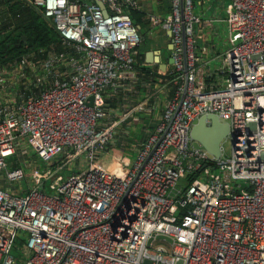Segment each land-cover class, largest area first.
Returning <instances> with one entry per match:
<instances>
[{
  "label": "built area",
  "instance_id": "2783aa9c",
  "mask_svg": "<svg viewBox=\"0 0 264 264\" xmlns=\"http://www.w3.org/2000/svg\"><path fill=\"white\" fill-rule=\"evenodd\" d=\"M22 1L67 53L0 67V264H264V0H205L223 17L204 20L194 0L145 13L170 33L175 90L137 140L120 132L146 99L129 106L145 86L134 68L141 37L124 10L139 11L136 2ZM221 25L224 47L200 63L196 39ZM209 114L230 129L218 159L190 139ZM14 157L22 167L11 168ZM159 235L172 242L147 244Z\"/></svg>",
  "mask_w": 264,
  "mask_h": 264
},
{
  "label": "trees",
  "instance_id": "16d2710c",
  "mask_svg": "<svg viewBox=\"0 0 264 264\" xmlns=\"http://www.w3.org/2000/svg\"><path fill=\"white\" fill-rule=\"evenodd\" d=\"M193 2L194 12L196 16L201 18V20L206 18H214V16L208 17L206 15L205 11L207 9L205 6L208 5V3L205 2V0H194ZM124 10L131 17L133 24L136 26L140 34V29H142L144 26L143 20L147 21L146 14L138 12L137 10L131 9L129 7L125 8ZM169 12L170 10L167 12V14H169ZM199 27L200 25H198L195 30L197 31ZM222 27L224 26H220L217 34H220ZM23 37L26 38L25 43L21 41ZM217 37L218 35H215V45H213V48L216 47V45H218V47H223L218 44V41L216 40ZM199 40L202 39H196L195 50L203 46ZM50 50L51 52L54 51L56 53H67L58 34L43 18L41 10L30 7L22 0H0V67L13 66L22 57H26L31 53L37 54L39 58H44L48 55ZM142 60V53L138 52L136 55H134V68L140 72L141 85H144L145 83L149 86L151 84L150 78L153 79V74H155L156 78L168 83L167 89H169V91L167 99L171 98L175 90L172 83L170 84L172 81V75L170 73L171 70H168L164 73H158L157 71L153 70L151 71L142 66ZM137 89L140 92L143 90V87L138 86ZM106 102L111 107H116L119 104L118 99H107ZM128 128L129 127H125L122 129L125 131V133H129L128 136L137 140L140 137V133L131 134ZM16 161L17 158L14 157L12 164L10 165L11 168H17L19 166L22 167V164L19 162L16 163ZM27 171L28 170L26 169V172ZM195 177L196 174L187 175L183 180L180 181V187L187 188ZM23 242L24 236L19 235L18 239L15 241L13 254L19 255V249L21 248Z\"/></svg>",
  "mask_w": 264,
  "mask_h": 264
},
{
  "label": "crops",
  "instance_id": "0c3cea01",
  "mask_svg": "<svg viewBox=\"0 0 264 264\" xmlns=\"http://www.w3.org/2000/svg\"><path fill=\"white\" fill-rule=\"evenodd\" d=\"M138 5L139 11L143 14H151L156 16H169L167 12L170 10V0H134ZM167 14V15H165ZM144 26L140 29L141 44L137 48V53L143 54L142 66L146 69L164 73L172 69L169 64L170 60V33L159 27L151 28L148 22L143 20ZM140 28V27H139ZM202 47L196 50L200 56L201 62H206L210 59L213 53V45H215L214 38L199 40ZM152 52L154 56H158L160 63L164 64L165 70L162 71L158 68L157 64H147L145 62V54ZM154 78H150V85L144 83L143 90L139 92L138 96L129 102V106L134 107L136 103L144 100V109L135 114V122L128 123L126 126L130 129L134 128L137 133H148L154 131L158 123V117L163 110V106L167 101L168 91L165 81L158 79L153 74ZM129 134L128 132H126ZM103 164V163H102ZM104 167L110 168V164H103Z\"/></svg>",
  "mask_w": 264,
  "mask_h": 264
},
{
  "label": "water",
  "instance_id": "95a60500",
  "mask_svg": "<svg viewBox=\"0 0 264 264\" xmlns=\"http://www.w3.org/2000/svg\"><path fill=\"white\" fill-rule=\"evenodd\" d=\"M100 7L104 9L102 5H100ZM25 40H26L25 37L21 39V41L24 43ZM183 44H184V38H183ZM145 62L147 64H157L158 68L162 71H164L166 67L164 64L160 63L159 57L154 56L152 52H148L147 54H145ZM169 64L170 65L173 64L171 58L169 60ZM184 74L186 76V71H184ZM89 100L90 102H92V98H90ZM91 105L92 104L90 103V106ZM229 134H230V129L228 125L225 123H221L216 115L209 114V115L201 116L197 120V122L193 125L190 131V139L192 140L193 148L205 151L215 159H218L221 156V144L227 137H229ZM153 240H157V241L162 240L168 244L172 242L169 238L159 235V236L151 237L147 244L150 245ZM177 264H180V262H178Z\"/></svg>",
  "mask_w": 264,
  "mask_h": 264
},
{
  "label": "rangeland",
  "instance_id": "374dc122",
  "mask_svg": "<svg viewBox=\"0 0 264 264\" xmlns=\"http://www.w3.org/2000/svg\"><path fill=\"white\" fill-rule=\"evenodd\" d=\"M208 7L210 9H207ZM205 8L207 9L205 12H206V15L208 17H211V16H214V17H223V8L221 7V5H219V4L206 5ZM219 28H220V26H219ZM218 37L219 38L216 39L218 41V44L220 46H223L224 47V44H223L224 41L223 40L226 37L225 28L224 27L221 28V31H220V34H219ZM133 122H135V119L132 120L130 123H133ZM128 130L130 131L131 134L137 133V131L134 128H132L131 130L128 128ZM122 131H123V129L121 128L120 129V132H122ZM120 140L121 139L119 138L117 140V142L120 141ZM222 147H223L224 154L225 155H228L230 153V147H231L230 139L228 137L223 141ZM111 148H112V146L109 147V149H111ZM121 155L123 157L127 158L128 161H129V163H132L135 160V158H136V153L134 151H132V150H125V152L122 153ZM110 163H111V159H110L109 156H106V157L103 158V164L109 165ZM155 245H162V244L161 243H155Z\"/></svg>",
  "mask_w": 264,
  "mask_h": 264
}]
</instances>
